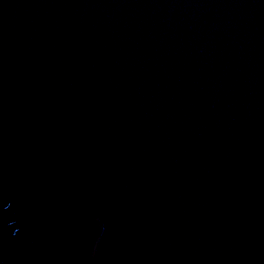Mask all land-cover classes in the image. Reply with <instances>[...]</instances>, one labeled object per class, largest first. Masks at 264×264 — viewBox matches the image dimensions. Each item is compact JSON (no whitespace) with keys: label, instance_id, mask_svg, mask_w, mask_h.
I'll return each mask as SVG.
<instances>
[{"label":"water","instance_id":"95a60500","mask_svg":"<svg viewBox=\"0 0 264 264\" xmlns=\"http://www.w3.org/2000/svg\"><path fill=\"white\" fill-rule=\"evenodd\" d=\"M0 166L94 264H264V0H0Z\"/></svg>","mask_w":264,"mask_h":264},{"label":"rangeland","instance_id":"374dc122","mask_svg":"<svg viewBox=\"0 0 264 264\" xmlns=\"http://www.w3.org/2000/svg\"><path fill=\"white\" fill-rule=\"evenodd\" d=\"M37 211L24 202L0 166V264H94L102 231L99 218L73 223ZM30 245L35 249L27 253L24 248Z\"/></svg>","mask_w":264,"mask_h":264},{"label":"trees","instance_id":"16d2710c","mask_svg":"<svg viewBox=\"0 0 264 264\" xmlns=\"http://www.w3.org/2000/svg\"><path fill=\"white\" fill-rule=\"evenodd\" d=\"M33 210H36L35 208H33V207H31ZM37 211V210H36ZM37 212H39V211H37ZM40 213V212H39ZM31 249H35V248H32V246L30 245V246H27L26 248H24V251H27V253L29 252V250H31ZM31 253V252H30ZM30 255H28V257H29ZM14 261V263L15 264H19V262H16L15 260H13Z\"/></svg>","mask_w":264,"mask_h":264}]
</instances>
